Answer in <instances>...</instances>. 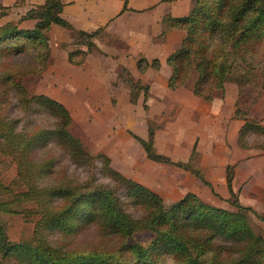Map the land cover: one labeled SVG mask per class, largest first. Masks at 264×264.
Listing matches in <instances>:
<instances>
[{"label": "trees", "instance_id": "16d2710c", "mask_svg": "<svg viewBox=\"0 0 264 264\" xmlns=\"http://www.w3.org/2000/svg\"><path fill=\"white\" fill-rule=\"evenodd\" d=\"M25 1L0 5V18ZM63 7L62 0H45L0 26V156L15 165L11 185L17 189L0 183V264H264V237L251 224L252 216L262 223L264 216L239 203L232 190L234 166L225 169L234 211L205 203L193 193L165 205L157 193L113 170L108 157L85 151L71 134V116L60 102L29 95L24 79L46 70L53 26L68 31L85 49L67 52L70 65L82 66L90 53L103 54L94 43L103 28L92 33L74 29L61 17ZM26 22L33 27L23 28ZM161 27L160 40L168 31L183 32L179 47L166 59L170 91L186 88L193 80L192 94L208 103L227 84L234 85L239 96L264 95V0H193L186 16L166 14ZM136 68L144 74L148 68L159 70L160 63L140 58ZM117 72L128 89L129 104L136 105L142 95L146 109L149 87L134 81L124 66ZM12 108L21 116H12ZM29 113H44L52 127H19ZM234 117L243 122L238 147L264 151V126L245 118L238 107ZM154 126L149 122L147 140L133 136L146 157L182 167L211 188L189 162L174 163L156 152ZM51 145L85 169L86 178L70 177L56 165ZM15 215L33 220L30 240H8L3 217ZM141 234L149 240L137 241Z\"/></svg>", "mask_w": 264, "mask_h": 264}, {"label": "rangeland", "instance_id": "374dc122", "mask_svg": "<svg viewBox=\"0 0 264 264\" xmlns=\"http://www.w3.org/2000/svg\"><path fill=\"white\" fill-rule=\"evenodd\" d=\"M15 1L0 0V5L11 7ZM35 1L37 2V0ZM30 6L25 1L23 6L12 8L7 17L0 18V26L6 21H17ZM22 27L29 28L33 25L23 24ZM54 27L59 28L53 26L49 34L50 59L46 70L39 76H30L24 79V86L29 95H45L60 102L71 116V134L80 140L85 151L91 155L103 154L109 160L112 159L109 166L113 170L157 193L165 205H170L182 199L186 194L193 193L205 203L234 211L235 209L228 202L230 196L226 187L217 181L212 182V177L222 179L225 167H198V164L200 166L201 163V154L192 152L191 156L189 150L193 143L192 132L194 133L195 121L199 119L195 114H185L186 109L181 108L180 104L187 102L189 107V103L193 101V96H190V86L193 80L185 89L173 93L167 92L159 85H153V76H142L137 72H134V75L131 74L134 81L139 80L142 86H153V94L150 95L153 98L151 101L152 112L149 111L145 116L148 107L144 109L143 96H140L136 105L129 104L128 89L117 79L119 64L109 51H116L123 56L128 51L124 49L121 42H112L107 40L108 38L104 35L99 36L94 39L95 45L98 49L99 47L109 48V53L99 49L103 54L90 53L82 66L75 67L67 62V52L78 48L85 49L77 46L76 40L71 37L69 32L61 28L57 30ZM62 45H66V49ZM127 62L130 63V59ZM153 74L157 76L156 71ZM225 87L232 89L226 91L227 93L231 92L237 95L238 92L234 85L228 84ZM217 98H220V95ZM194 99L197 100L196 97ZM164 101L174 102V104L172 103L170 109L163 108L161 103ZM235 107L245 114V118L254 120L260 125L264 120V95L262 94L247 92L241 96L238 95ZM13 113L12 116H21L16 110ZM149 122L155 125L156 151L170 154L174 160L179 158V161L184 160L183 162L187 161V154L190 155L191 158L188 161L192 165V169L199 171L211 188L182 167L166 166L165 164H161L163 167H122L127 162L125 158L127 156L122 157L123 152L131 155L143 152L140 143L138 142V144L133 136L146 135ZM34 124L51 128L52 120L44 113H29L22 117L19 127ZM227 125H229L228 122ZM135 143L139 145V148ZM50 147L53 148L56 165L65 168L70 177L79 180L86 178L85 169L71 163L67 155L57 147L53 145ZM226 147L228 148V146ZM230 152V149L225 151L218 149L216 160L221 156L229 159ZM252 153L255 154V156L252 155V167H255L257 171L260 167V151H252ZM241 156V154L235 155L231 159L233 162L237 161V158L239 160L235 162L238 166L236 167L238 175H242L240 172L243 165ZM111 161H113V165ZM95 165L100 167V162H96ZM115 165L116 167H114ZM15 178V165L0 156V183L4 186L10 185L13 190L17 191L16 187L11 185ZM98 180L107 182L102 176H98ZM236 195L242 206L250 207L257 214L264 216L263 178L256 175L254 178L250 177V180L246 182L241 179ZM3 219L9 241L30 240L34 227L33 220H30L32 222L25 221L22 215L5 216ZM251 224L254 230L264 237V223L252 216ZM149 238V235L141 234L137 241L145 243Z\"/></svg>", "mask_w": 264, "mask_h": 264}, {"label": "crops", "instance_id": "0c3cea01", "mask_svg": "<svg viewBox=\"0 0 264 264\" xmlns=\"http://www.w3.org/2000/svg\"><path fill=\"white\" fill-rule=\"evenodd\" d=\"M44 1L45 0H37L36 2L35 0H26V3L34 6L40 5ZM124 1L125 0H62L64 7L61 17L76 30L92 33L103 28V32L100 36L104 35L108 38L107 40L112 42H121L124 45V49L128 51L125 52L123 56L119 55L116 51L112 52L109 48L99 47V49L107 54L110 52L112 57L116 58V62L126 67L132 75H134V72L140 74L136 68V61L140 58H145L149 62L157 59L160 63L159 70L148 68L144 74L140 75L153 76V85H159L167 92L174 93L185 89L182 88L176 91H170L167 88L171 70L166 63L167 57L179 47L183 38V32L178 30L168 31L164 40H160L159 36L162 31V17L166 14L172 17L186 16L193 7V0H126L125 10ZM24 24L33 25L34 23L26 22ZM59 28L54 27V29L57 30ZM108 50L110 51L108 52ZM129 54L131 55L129 56ZM128 59H130V63L127 62ZM154 71L157 72V76L153 74ZM228 90L231 91L232 89L230 87H224L223 91L215 92L213 101L208 103L197 97V100H195V96L190 89V96H193V101L189 103V107L187 102L180 104V107L186 109L185 114H195L199 119L195 121L194 133L192 132L193 143L189 148L191 156L192 152H196L199 155L201 154V163L200 166L198 164V167H225L226 169L227 166H234L235 176L232 181V190L237 193L240 188L241 179H243V182H246L250 180V177L254 178L256 175L264 179V151L244 150L238 147V132L242 126L241 121L234 117L238 93L237 95L231 92L227 93ZM151 94H153L152 85L149 87L148 98L145 102V106L148 107L145 116L149 111L152 112L153 105H151V101L153 98L150 96ZM219 95L220 98H217ZM172 103L174 104V102L164 101L161 103V106L170 109ZM227 122L229 125H227ZM261 125L264 126V120L261 121ZM143 135L144 134L138 137L142 140H147L148 130L146 135ZM155 140L156 135L154 132V148H156ZM138 144L137 146L139 148L140 144ZM226 146H228V148ZM218 149L222 151L230 149V158L225 159L221 156L216 160ZM138 150L140 151V149ZM252 151H260V167H258L257 171L255 167H252V155L254 154ZM141 152L142 151L135 155L123 152L122 157L127 156L125 157L127 162H125L122 167H163L161 164L149 160L146 157L144 149L143 152ZM159 154L166 157L169 156L171 159L168 158L174 163H188L191 158L190 155L187 154V161L183 162L184 160L179 161V158L174 160L170 154L164 152H159ZM239 154L242 155L241 161H243L240 170L242 175H238L239 172L236 171V167L238 166H236L235 162L239 161L238 158L235 162L231 161L232 157ZM111 164L113 165V161H111ZM114 167H116V165ZM225 169L223 170L224 175L222 179H214L212 177V182L217 181L219 184L226 187Z\"/></svg>", "mask_w": 264, "mask_h": 264}]
</instances>
